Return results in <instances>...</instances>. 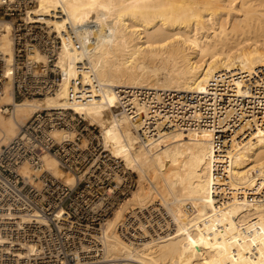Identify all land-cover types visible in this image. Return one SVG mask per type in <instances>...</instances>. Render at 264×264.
<instances>
[{"label": "bare ground", "instance_id": "1", "mask_svg": "<svg viewBox=\"0 0 264 264\" xmlns=\"http://www.w3.org/2000/svg\"><path fill=\"white\" fill-rule=\"evenodd\" d=\"M34 16L31 24L66 36L57 64L64 79L55 95L22 102L7 86L0 97V153L35 113L72 107L100 128L105 147L138 176L137 189L100 233L108 260L264 264V110L258 116L247 114L255 107L238 108L240 98H253L250 90L264 98L254 80L264 73V0H38ZM11 33L5 24L0 49L9 63ZM77 81L92 86L93 94L71 105ZM230 86L222 114L200 112L202 100L217 106L223 99L212 96ZM190 96L199 105H189ZM180 102L185 107L178 108ZM234 114L241 118L231 130ZM204 117L215 120L197 125ZM217 121L219 139L231 137L227 176L216 172L225 162L214 157ZM75 134L58 130L53 137L73 140ZM44 166L75 186L76 177L53 155L45 156ZM21 172L31 180L41 173L28 165ZM5 219L0 213V223ZM32 252L34 246H22L14 256L25 260ZM0 258L13 264L9 256Z\"/></svg>", "mask_w": 264, "mask_h": 264}, {"label": "built area", "instance_id": "2", "mask_svg": "<svg viewBox=\"0 0 264 264\" xmlns=\"http://www.w3.org/2000/svg\"><path fill=\"white\" fill-rule=\"evenodd\" d=\"M37 3L38 0H0V41L4 25L10 23L14 48L11 63L0 49V97L8 85L13 87L15 101L43 99L60 91L64 76L57 64L63 37L66 36L63 33L61 37L47 25L30 23L35 17ZM38 56L44 60L40 61ZM254 80L264 89L263 72ZM75 87L78 89L75 90ZM231 87L228 91L219 87L218 95L212 96V100L214 97L223 99L217 106H211L207 99L202 100L200 112L203 115L222 114L230 99L225 94L233 93ZM91 89L92 86H85L79 81L73 83L69 92L70 104L89 101L86 97L93 94ZM250 91L253 98H240L238 103L242 106L238 108L255 107L247 114L256 112L261 116L264 98L260 93ZM259 96L260 100L256 99ZM189 98H192L189 105H199L196 98ZM182 104L180 102L177 107H185ZM1 109L9 111L13 108ZM114 110L117 114L123 111L122 108ZM239 118L240 114L232 116L228 125L231 130L239 124ZM214 120L204 117L196 123L207 126ZM219 125L217 121L211 129L215 135L214 157L228 162L220 163L216 172L227 176L229 159L226 152L231 144L225 146V142L231 141V137L219 139L222 130ZM252 128V132L256 131L254 125ZM58 130L75 131V138L57 140L53 132ZM46 155H53L65 173L76 177L75 186H69L44 172ZM25 165L38 170L40 175L33 176L32 180L25 177L21 172ZM119 177L120 181L117 180ZM137 187L135 173L128 171L122 160L114 158L105 147L100 128L72 107L44 109L35 113L22 127L18 137L0 153V213L7 218L0 223L1 242H7L0 245V256H9L13 264H125L124 261L106 258L100 233L118 206ZM22 216H29V219L22 220ZM121 233L127 234L126 228L121 227ZM22 246H34V252L27 259L18 260L14 255ZM0 264L7 263L0 260Z\"/></svg>", "mask_w": 264, "mask_h": 264}, {"label": "rangeland", "instance_id": "3", "mask_svg": "<svg viewBox=\"0 0 264 264\" xmlns=\"http://www.w3.org/2000/svg\"><path fill=\"white\" fill-rule=\"evenodd\" d=\"M24 100H26V99L17 100V102H22V101H24ZM116 114H117V112H116ZM31 172H33V171H31ZM65 174H66V173H65ZM71 175H72V174H71ZM135 175H136V177H137V179H138V176H137L136 173H135ZM133 192H134V191H133ZM130 196H131V195H130ZM130 196H129V197H130ZM129 197H128V198H129ZM120 205H121V204H120ZM139 211H140V210L135 211L136 214L138 213V214L136 215L137 217L135 218V220H138L139 217H140V218H139V220H140L141 217H142V213H139ZM141 211H142V210H141ZM145 213H146V212H145ZM129 216H130V215H129ZM129 216H128V217H129ZM138 216H139V217H138ZM136 223H137V222H136ZM120 233H121V232H120ZM125 236H129V235L125 234ZM124 262H125V261H124Z\"/></svg>", "mask_w": 264, "mask_h": 264}]
</instances>
